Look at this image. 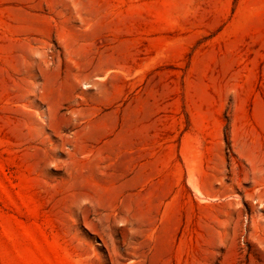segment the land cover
Segmentation results:
<instances>
[{
	"label": "rangeland",
	"instance_id": "obj_1",
	"mask_svg": "<svg viewBox=\"0 0 264 264\" xmlns=\"http://www.w3.org/2000/svg\"><path fill=\"white\" fill-rule=\"evenodd\" d=\"M0 264H264V0H0Z\"/></svg>",
	"mask_w": 264,
	"mask_h": 264
}]
</instances>
